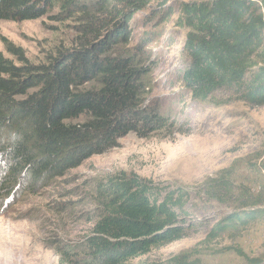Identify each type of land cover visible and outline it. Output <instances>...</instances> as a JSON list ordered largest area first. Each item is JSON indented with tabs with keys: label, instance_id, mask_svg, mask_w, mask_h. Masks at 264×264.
Listing matches in <instances>:
<instances>
[{
	"label": "trees",
	"instance_id": "16d2710c",
	"mask_svg": "<svg viewBox=\"0 0 264 264\" xmlns=\"http://www.w3.org/2000/svg\"><path fill=\"white\" fill-rule=\"evenodd\" d=\"M153 0H0V20L24 22L51 16L72 21L74 47L45 63H32L21 47L3 39L0 52V215L15 212L70 171L134 134H170L171 114L148 107L151 62L144 49H128L134 14ZM191 61L183 82L193 99L206 102L233 91L254 108L264 106V0H212L184 4ZM142 48L150 46L143 43ZM264 167V164H263ZM228 184L210 181L208 198L220 201ZM124 172L98 183L99 209L83 245L62 246L67 264H128L152 248L183 239L182 216L190 193L167 192ZM199 198V197H196ZM229 215L219 230L240 232L264 218L257 204ZM85 250L84 258L78 249ZM246 264H264L242 253ZM166 264H202L189 253Z\"/></svg>",
	"mask_w": 264,
	"mask_h": 264
},
{
	"label": "rangeland",
	"instance_id": "374dc122",
	"mask_svg": "<svg viewBox=\"0 0 264 264\" xmlns=\"http://www.w3.org/2000/svg\"><path fill=\"white\" fill-rule=\"evenodd\" d=\"M210 1L153 0L134 14L129 26L127 48L144 49L152 65L147 106L171 114L170 134L145 139L129 134L118 148L90 158L46 192L16 207L25 217L15 212L0 215V264H67L57 250L60 245H83L101 213L96 186L122 172L150 180L167 192L182 188L191 195L181 224L187 235L128 264H166L184 253L202 264H246L238 250L264 263V218L240 232L219 230L229 215L251 204L264 208V106L251 107L227 90L199 102L183 82L191 61L182 7ZM74 25L51 16L0 20V52L11 59L4 48L6 39L21 47L30 62L45 63L74 47ZM143 43L150 46H136ZM212 180L228 184L220 201L207 196ZM82 250L78 249L84 258Z\"/></svg>",
	"mask_w": 264,
	"mask_h": 264
}]
</instances>
